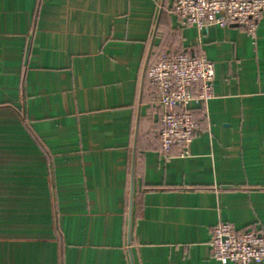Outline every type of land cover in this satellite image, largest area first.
I'll list each match as a JSON object with an SVG mask.
<instances>
[{"label": "crops", "instance_id": "1", "mask_svg": "<svg viewBox=\"0 0 264 264\" xmlns=\"http://www.w3.org/2000/svg\"><path fill=\"white\" fill-rule=\"evenodd\" d=\"M198 42L212 95L163 157L146 69ZM219 221L264 236V12L252 37L172 0H0V264H221Z\"/></svg>", "mask_w": 264, "mask_h": 264}, {"label": "built area", "instance_id": "2", "mask_svg": "<svg viewBox=\"0 0 264 264\" xmlns=\"http://www.w3.org/2000/svg\"><path fill=\"white\" fill-rule=\"evenodd\" d=\"M180 25H193L207 32L211 24L235 23L255 36L264 12V0H172ZM213 62L199 42L191 50H163L146 69L148 96L160 115L159 154L168 157L172 150L187 155L198 121L191 103H204L212 95ZM211 255L221 264H262L264 236L252 228H237L219 221L211 228Z\"/></svg>", "mask_w": 264, "mask_h": 264}, {"label": "trees", "instance_id": "3", "mask_svg": "<svg viewBox=\"0 0 264 264\" xmlns=\"http://www.w3.org/2000/svg\"><path fill=\"white\" fill-rule=\"evenodd\" d=\"M154 59H155V58H154ZM154 59H153V60H154ZM153 60H152V61H153ZM150 64H151V63H150ZM150 64H149V65H150Z\"/></svg>", "mask_w": 264, "mask_h": 264}]
</instances>
